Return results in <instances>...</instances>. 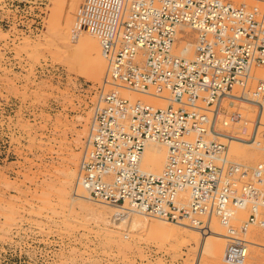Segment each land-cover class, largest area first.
Here are the masks:
<instances>
[{
	"label": "built area",
	"instance_id": "2783aa9c",
	"mask_svg": "<svg viewBox=\"0 0 264 264\" xmlns=\"http://www.w3.org/2000/svg\"><path fill=\"white\" fill-rule=\"evenodd\" d=\"M46 9L45 0H2L0 30L37 35ZM78 31L97 40L111 87L168 103L153 108L117 90L101 93L77 172L85 198L122 217L203 232L216 219L223 262L245 264L250 231L264 230V78L254 74L264 71V11L224 0H86ZM237 103L256 110L244 138L227 131L244 121ZM232 141L263 159L232 161ZM148 143L166 148L159 175L142 168Z\"/></svg>",
	"mask_w": 264,
	"mask_h": 264
},
{
	"label": "rangeland",
	"instance_id": "374dc122",
	"mask_svg": "<svg viewBox=\"0 0 264 264\" xmlns=\"http://www.w3.org/2000/svg\"><path fill=\"white\" fill-rule=\"evenodd\" d=\"M224 1L264 11V0ZM45 2L37 35L0 30V264H225L223 237L202 234L205 246L160 242L142 228L113 227L109 207L72 201L81 196L77 172L93 107L102 92L121 90L107 82L97 40L78 31L86 0ZM243 113L244 121L227 129L241 138L256 119V110L252 119ZM242 151L245 157L230 151V159L248 166L263 159L255 148ZM248 240L245 264H264V230L252 229Z\"/></svg>",
	"mask_w": 264,
	"mask_h": 264
},
{
	"label": "bare ground",
	"instance_id": "6f19581e",
	"mask_svg": "<svg viewBox=\"0 0 264 264\" xmlns=\"http://www.w3.org/2000/svg\"><path fill=\"white\" fill-rule=\"evenodd\" d=\"M74 22L75 23H73L71 25V28H74L75 25H77L76 21H74ZM185 49L187 51V53L185 54L186 57H191V54H192L191 47L185 46ZM254 74H255L257 79H263L264 78V71L263 70H254ZM236 90H238V88H236ZM120 94L124 99H126L130 102H143V103H145V104H147L153 108H165L168 104L166 100L150 97L147 95L130 93V92L123 91V90H121ZM241 105H243L242 106L244 108L243 111L245 112L243 114L248 115V117L251 116L250 118L252 119L253 116L251 114L253 112H255L254 105H252L251 103H242ZM234 131H236V130H234ZM220 138L221 137H218V139H220ZM160 147H162L165 151ZM245 147H252V146L245 144V143H242V142H235V141L230 142V151L232 152V154L234 156H236L239 159L241 157H245L247 155L248 152L246 153V152L242 151V149ZM166 154H167V151L163 145L158 144V143H148L145 146V149H144V152L142 155V160H141L142 168L146 172H150V173L159 175L165 167ZM75 191H79L81 196L75 194V196H73V198H72V201H76L79 198L86 199L85 196L83 195L84 192L80 187L76 186ZM78 205H79V203H78ZM80 208H82V207H80ZM109 211H110L109 213L111 214V220L113 222L112 223L113 227L118 228V229L119 228L122 229L123 227H125L128 224L133 229L142 228L143 230H146L147 233L150 234V236H153L156 240L157 239L160 240V242H171V241L176 242V241L180 240V242L183 244L192 242V243H195L197 246H205L206 243H208V241H207V238L201 236L202 234H205L208 237H213L216 239H221L222 237L223 238L225 237V234L221 233V230L219 228L221 226L218 222L217 223H218L219 227L217 225H215V226L212 225V223L215 221L214 219L207 221V223L204 227V228H206V230L204 232L201 230L202 228L192 227V226H189L187 224H184L183 226L187 227L190 230L185 231V230H183L182 227H180L178 225H172V224H168V223L167 224L165 223V225H164V224H162L163 222L161 224L158 222H157L158 224L155 222L152 224L151 223L149 224L147 222V218H145L144 216H141V215H131L129 217L133 216V218L129 220L128 216H123V217L119 216V211L116 209L109 208ZM242 217H244V215H242ZM191 229H193V230H191ZM111 231H110V233H111ZM125 236L126 235H124L123 237L126 238ZM127 238H128V236H127Z\"/></svg>",
	"mask_w": 264,
	"mask_h": 264
}]
</instances>
